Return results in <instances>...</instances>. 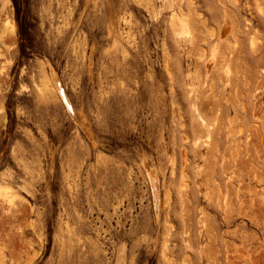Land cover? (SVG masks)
Returning a JSON list of instances; mask_svg holds the SVG:
<instances>
[{"label": "rangeland", "instance_id": "1", "mask_svg": "<svg viewBox=\"0 0 264 264\" xmlns=\"http://www.w3.org/2000/svg\"><path fill=\"white\" fill-rule=\"evenodd\" d=\"M3 1L0 264H264V0Z\"/></svg>", "mask_w": 264, "mask_h": 264}, {"label": "bare ground", "instance_id": "2", "mask_svg": "<svg viewBox=\"0 0 264 264\" xmlns=\"http://www.w3.org/2000/svg\"><path fill=\"white\" fill-rule=\"evenodd\" d=\"M10 4H9V1H3L2 2V5H1V11H3L4 13L6 12L7 14L8 13H10V11H9V6ZM0 11V12H1ZM3 12H1V13H3ZM0 13V14H1ZM13 23V22H12ZM9 20L8 21H6V26H11V27H14V24H12ZM3 33V32H2ZM0 36H1V34H0ZM6 36H7V34H6ZM5 39V38H4ZM4 42H5V40H4ZM50 64V63H49ZM50 66V65H49ZM54 72V71H53ZM61 83V82H60ZM59 83V81H57V77H56V82H55V85H56V89L58 90V92L61 94V96L63 97V99H64V101H65V103H66V105L69 107V108H71V110H73V107L71 106V102H70V100H69V98H68V96H67V94H66V91H65V89L62 87L63 85L62 84H60ZM123 250V249H122ZM121 250V251H122ZM124 251V250H123ZM119 255V254H118ZM122 257V256H121ZM120 257V258H121ZM119 258V259H120ZM124 258V256L122 257V259ZM119 261V260H118ZM123 262V261H122ZM120 264V263H119ZM122 264V263H121Z\"/></svg>", "mask_w": 264, "mask_h": 264}]
</instances>
